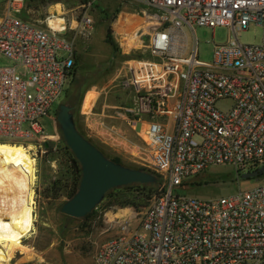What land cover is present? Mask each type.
<instances>
[{"label": "built area", "instance_id": "built-area-1", "mask_svg": "<svg viewBox=\"0 0 264 264\" xmlns=\"http://www.w3.org/2000/svg\"><path fill=\"white\" fill-rule=\"evenodd\" d=\"M120 1L115 43L151 58L126 62L115 81L121 97L108 107L145 142L166 187L136 227L124 221L98 246L95 264H264V172L229 196L174 194L211 167L238 177L264 169V47L239 41L252 24L264 27V0ZM26 6L7 0L0 8V56L12 62L0 67V142L42 149L59 136L41 120L57 116L75 40L91 37L95 22L82 13L72 31L55 32L26 17ZM198 27L231 32L209 63L199 60ZM221 101L233 104L223 111ZM97 126L95 136L114 140L113 128Z\"/></svg>", "mask_w": 264, "mask_h": 264}, {"label": "rangeland", "instance_id": "rangeland-1", "mask_svg": "<svg viewBox=\"0 0 264 264\" xmlns=\"http://www.w3.org/2000/svg\"><path fill=\"white\" fill-rule=\"evenodd\" d=\"M6 1L0 0V8ZM27 4L26 17L43 28H48L46 23L53 20H47L50 14H63L67 24L71 26H74L73 21L78 19V14L87 13L92 16L95 22L92 36L75 40L77 63L61 104L73 108L76 127L105 156L125 167L159 175L162 187L165 188V179L151 168V158L145 142L121 117L112 115L113 110L108 107L121 97L115 81L119 72H123L126 62L151 58L150 53L145 51L122 53L119 47L117 49L109 42L107 32L108 29L113 30L115 13L123 9L121 1L27 0ZM55 19L59 17L56 16ZM196 35L199 60L209 63L214 45L227 43L231 32L225 27H218L215 31L198 27ZM68 36L73 37L71 33ZM239 41L246 45L264 47V27L252 24ZM2 66H12V62L0 56V67ZM232 104V101H221L218 108L225 111ZM58 107L59 103L56 108ZM91 108L94 115L90 113ZM51 116L52 120L50 116L44 117L41 124L46 133L58 134L59 138H55L51 148L44 146L42 149H29V154L35 161L36 179L32 187L34 204L31 209V229L23 243L30 248V253H16L10 264H95L94 256L98 246L115 236L124 221L136 227L149 206L140 209L110 206L109 198H104L87 218L75 219L64 215L61 207L69 200L71 192L67 184L72 182V175L64 154L57 116ZM99 119L114 129V140L95 136L93 131L98 128ZM200 176L203 179L201 186L175 189L174 194L200 199L220 198L257 185L255 179H242L228 166L211 167ZM54 182L59 183L58 191L52 189ZM121 213L124 214L123 217L118 216Z\"/></svg>", "mask_w": 264, "mask_h": 264}, {"label": "bare ground", "instance_id": "bare-ground-1", "mask_svg": "<svg viewBox=\"0 0 264 264\" xmlns=\"http://www.w3.org/2000/svg\"><path fill=\"white\" fill-rule=\"evenodd\" d=\"M27 10L28 4L24 14ZM49 19L53 20L46 23L47 27L55 32L72 31L73 26L67 24L63 14H50ZM29 149L32 147L0 143V264H10L16 253H30L23 243L31 229L32 187L36 179ZM123 213L118 216L123 217Z\"/></svg>", "mask_w": 264, "mask_h": 264}, {"label": "water", "instance_id": "water-1", "mask_svg": "<svg viewBox=\"0 0 264 264\" xmlns=\"http://www.w3.org/2000/svg\"><path fill=\"white\" fill-rule=\"evenodd\" d=\"M57 122L66 145L82 169L78 191L61 207L64 215L75 219L84 218L95 210L110 190L130 184H152L157 181L152 173L131 169L107 158L78 131L71 106L60 105ZM263 172L264 169H260L243 174L241 178L256 179Z\"/></svg>", "mask_w": 264, "mask_h": 264}, {"label": "trees", "instance_id": "trees-1", "mask_svg": "<svg viewBox=\"0 0 264 264\" xmlns=\"http://www.w3.org/2000/svg\"><path fill=\"white\" fill-rule=\"evenodd\" d=\"M88 1L89 0H83V2H88ZM119 11H120V9L115 13V15L113 17L114 19H116ZM107 38H108L109 42L114 44L118 49V46L113 39L111 29H108ZM74 72H75V68L72 72V78H73ZM56 114H58V113H56ZM78 131L81 133V131L79 129H78ZM61 140L64 143V149L63 150L65 152L64 154L66 156L68 169H69L70 174L72 175V178H71L72 182L67 184L68 185L67 187H70V192H71L69 195V199H70L76 194V192L79 189V185H80V182L82 179V169H81V166H80L79 162L77 161L75 155L70 150V148L66 145L62 134H61ZM0 143H2V142H0ZM52 146H53V143H49L47 148H51ZM112 161H114V160H112ZM116 163H118V162H116ZM155 176L157 178V181L155 183H152V184H130V185H127L124 187L115 188V189L110 190L105 195L104 198H109V200H110L109 205L110 206L117 205V206L122 207V208L133 207L135 209H140L142 207H148L151 199L154 198L156 195H158L160 192L165 190V188L162 187L161 177L159 175H155ZM202 182H203L202 176L198 175L194 179L190 180L189 182L184 183V185L181 188L188 189V188H190V186H201ZM58 184H59L58 182H54L52 189L54 188L56 191H58V188H57ZM90 215H91V213L88 214L86 216V218L89 217Z\"/></svg>", "mask_w": 264, "mask_h": 264}]
</instances>
